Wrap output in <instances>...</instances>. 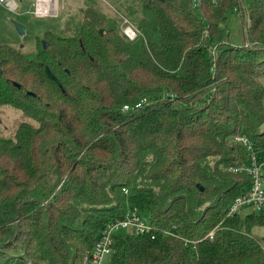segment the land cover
Returning a JSON list of instances; mask_svg holds the SVG:
<instances>
[{"label": "trees", "instance_id": "trees-1", "mask_svg": "<svg viewBox=\"0 0 264 264\" xmlns=\"http://www.w3.org/2000/svg\"><path fill=\"white\" fill-rule=\"evenodd\" d=\"M140 4L134 41L89 9L47 49L0 44V107L23 117L0 129V264H82L133 207L159 232L118 233L106 264H264V212L227 217L253 186L234 137L264 151V0Z\"/></svg>", "mask_w": 264, "mask_h": 264}, {"label": "rangeland", "instance_id": "rangeland-1", "mask_svg": "<svg viewBox=\"0 0 264 264\" xmlns=\"http://www.w3.org/2000/svg\"><path fill=\"white\" fill-rule=\"evenodd\" d=\"M9 1L11 5L12 2L15 4L12 10L7 6ZM38 3V0H0V44L9 45L26 54H34L38 38L40 41H46L47 31L69 35L68 25L77 26L80 23L78 21L85 19L86 10H95L114 19L121 32L126 25L125 19L128 20L127 24L138 28L132 19H139L140 13H143L140 0H57V12L49 16L37 13ZM13 22H19L26 27V34L23 37L17 33ZM227 27L229 42L236 46L244 45V26L238 14L231 16ZM260 82L264 85V77L260 78ZM22 119L19 111L0 107V129L4 135L12 136ZM259 156L262 159L264 175V151H261ZM255 234L259 238H264V228H256Z\"/></svg>", "mask_w": 264, "mask_h": 264}, {"label": "built area", "instance_id": "built-area-1", "mask_svg": "<svg viewBox=\"0 0 264 264\" xmlns=\"http://www.w3.org/2000/svg\"><path fill=\"white\" fill-rule=\"evenodd\" d=\"M200 0H196V5ZM7 6L12 10L11 1L7 2ZM122 29L123 35L129 40L134 41L138 37V30L131 24H127ZM128 106H124V110H128ZM234 141L246 148L249 153V164L240 167H231L230 170L234 172H247L253 179V186L250 192L245 195L237 197L231 204L227 217H231L244 210H249L255 213L264 212V175L262 173V162L259 160L258 152L255 149L253 142L244 134L236 135ZM124 193L127 191L124 189ZM176 226L171 229L160 231L163 236L179 237L176 234ZM159 232L144 216H142L137 207H133L127 216L122 220L111 222L101 232L95 244L92 253L87 256L82 264H106L107 259L113 252L114 237L118 233H125L129 235H149L155 239ZM213 234H211L212 236ZM183 239V238H181ZM186 246L195 245L189 239H183Z\"/></svg>", "mask_w": 264, "mask_h": 264}, {"label": "bare ground", "instance_id": "bare-ground-1", "mask_svg": "<svg viewBox=\"0 0 264 264\" xmlns=\"http://www.w3.org/2000/svg\"><path fill=\"white\" fill-rule=\"evenodd\" d=\"M37 13L39 15L49 16L57 12V0H38ZM12 7L14 8L15 4L12 2ZM49 12L51 14H49Z\"/></svg>", "mask_w": 264, "mask_h": 264}, {"label": "water", "instance_id": "water-1", "mask_svg": "<svg viewBox=\"0 0 264 264\" xmlns=\"http://www.w3.org/2000/svg\"><path fill=\"white\" fill-rule=\"evenodd\" d=\"M13 24L15 26V29H16L17 33L20 35V37H23L26 34V27L24 25H22L21 23H19V22H13ZM100 34H103V30H100ZM42 44L44 45L45 49H47L49 47V44L45 40L42 41ZM0 73H1V71H0ZM46 73H47V75H48V77L50 79H52L55 82H57L58 85L60 84L57 81L55 75L50 71L49 68H46ZM197 187L199 188V190L203 191V188L199 184H198Z\"/></svg>", "mask_w": 264, "mask_h": 264}]
</instances>
